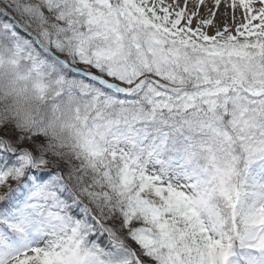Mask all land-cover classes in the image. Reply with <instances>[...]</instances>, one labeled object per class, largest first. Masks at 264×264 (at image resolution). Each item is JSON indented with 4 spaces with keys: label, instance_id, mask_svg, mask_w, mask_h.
<instances>
[{
    "label": "snow or ice",
    "instance_id": "snow-or-ice-1",
    "mask_svg": "<svg viewBox=\"0 0 264 264\" xmlns=\"http://www.w3.org/2000/svg\"><path fill=\"white\" fill-rule=\"evenodd\" d=\"M0 264H264V0H0Z\"/></svg>",
    "mask_w": 264,
    "mask_h": 264
}]
</instances>
